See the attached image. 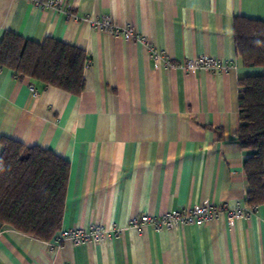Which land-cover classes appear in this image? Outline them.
<instances>
[{
  "label": "crops",
  "instance_id": "0c3cea01",
  "mask_svg": "<svg viewBox=\"0 0 264 264\" xmlns=\"http://www.w3.org/2000/svg\"><path fill=\"white\" fill-rule=\"evenodd\" d=\"M58 1L53 9L0 0V42L8 31L39 43L54 38L89 58L78 95L0 67V162L5 137L52 150L70 164L60 230L99 224L118 235L53 250L49 240L0 224V264H264V203L233 224L222 213L175 230L129 225L137 214L204 202L249 206L245 161L254 152L239 140V80L263 68L242 63L234 25L237 16L264 20V0ZM104 16L137 28L170 65L156 64L140 42L92 26ZM201 55L225 69L180 66Z\"/></svg>",
  "mask_w": 264,
  "mask_h": 264
},
{
  "label": "trees",
  "instance_id": "16d2710c",
  "mask_svg": "<svg viewBox=\"0 0 264 264\" xmlns=\"http://www.w3.org/2000/svg\"><path fill=\"white\" fill-rule=\"evenodd\" d=\"M234 32L242 63L263 68L239 80V140L254 152L245 161L248 207L254 208L264 203V20L237 16ZM88 64L84 49L54 38L39 43L8 31L0 42L1 68L70 94L84 90ZM2 143L0 224L50 240L62 225L70 164L50 149L6 137Z\"/></svg>",
  "mask_w": 264,
  "mask_h": 264
},
{
  "label": "built area",
  "instance_id": "2783aa9c",
  "mask_svg": "<svg viewBox=\"0 0 264 264\" xmlns=\"http://www.w3.org/2000/svg\"><path fill=\"white\" fill-rule=\"evenodd\" d=\"M40 8H59L58 0H30ZM93 27L109 32L115 36H122L126 40L137 41L144 44L150 54V58L157 64L160 61H165L170 65L169 57L165 50L155 46L145 35L140 33L137 28L132 25H118L110 16L103 18L90 19ZM180 66L185 69H197L205 67L208 70L225 69V64L209 55H201L197 58L188 59L180 63ZM30 91L34 96L39 95L40 91L36 83L29 84ZM253 212V208L247 206L232 208L225 204H212L204 202L196 204L189 209H171L164 214L155 215L141 213L134 215L129 220V225L141 230L145 226L152 227L156 231L175 230L183 225H206L214 220H218L222 213H226L228 222L233 224L236 219L249 217ZM110 235H118L116 229L106 230L103 226L96 224L89 229L80 227L65 228L58 231L51 240L48 241L50 247L54 250L61 247L65 242H71L78 245L84 242L100 243Z\"/></svg>",
  "mask_w": 264,
  "mask_h": 264
}]
</instances>
